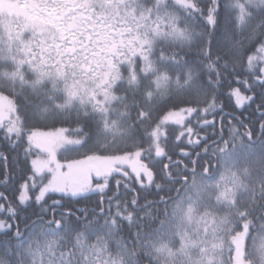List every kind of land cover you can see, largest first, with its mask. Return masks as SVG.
Segmentation results:
<instances>
[{
	"label": "snow or ice",
	"instance_id": "1",
	"mask_svg": "<svg viewBox=\"0 0 264 264\" xmlns=\"http://www.w3.org/2000/svg\"><path fill=\"white\" fill-rule=\"evenodd\" d=\"M38 12L69 47H83L86 29L98 26L86 0H52L51 7ZM146 13L137 50L147 60L154 42L165 45L160 48L161 67L149 61L144 69L156 74L157 94L153 99L149 93L153 110L171 116L161 135L144 133L132 151L102 147L79 124L42 131L32 126L27 111L0 98V264H137L121 235L123 224L136 228L132 240L142 239L140 225L152 218L157 204L148 195L155 190L164 203L159 194L167 184L203 162L212 137L201 133L216 129L217 115L221 128L215 135L222 137L223 121L231 117L235 123L228 132L234 141L240 136L264 147V0H154ZM166 67L174 69L177 91L171 93ZM6 77L14 85L17 73ZM193 94L203 97V104L186 98ZM222 100L233 102V110L226 111ZM253 105L247 123L236 115V109L243 116ZM139 115L144 118L143 109ZM21 150L29 174L17 181L12 167L19 163ZM201 167L208 171L203 163ZM93 202L94 208L77 207ZM191 213L189 206V220ZM247 218L248 213H241L244 223L238 227L247 230ZM61 242L68 247L57 252ZM109 243L119 251L105 258ZM235 243L238 247L239 241ZM259 250L264 259V241Z\"/></svg>",
	"mask_w": 264,
	"mask_h": 264
},
{
	"label": "trees",
	"instance_id": "2",
	"mask_svg": "<svg viewBox=\"0 0 264 264\" xmlns=\"http://www.w3.org/2000/svg\"><path fill=\"white\" fill-rule=\"evenodd\" d=\"M127 2L128 5H124L119 1L105 0L103 6L107 8V16L110 17L108 20L119 23L121 18L125 21V18L118 16V13L127 6L136 10L138 14L146 15V10L152 8L154 0ZM23 36L26 44L31 41L34 44L38 43L37 37L34 38L31 34ZM162 47L165 45L154 42L152 54L147 60L138 56L132 63L119 64L117 70L120 79L112 85L110 101L96 103L84 97L71 100L68 88L72 71L67 72L64 68L63 72L67 76L56 74L57 66L37 71L38 64L32 59L34 51L28 53L26 57L21 54L25 47H15L14 51L9 53L8 50L11 48L9 37L0 24V95L7 97L11 103L20 108L21 112L27 111L32 126L36 128L52 130L60 127L70 128L79 124L85 127L102 147L132 151L141 143L144 133L155 131L157 135H161L165 130V123L171 119L170 115L161 116L159 110H153L149 93L153 94V99L157 94L156 74L144 71L149 61L158 69L161 67L160 48ZM21 60L26 64H21ZM165 70L170 74V93L177 91L174 69L166 67ZM13 72L17 73V77L14 85H10L6 74ZM234 86L240 87L242 92L245 91L239 84ZM9 88L10 91H3ZM186 98L193 104H203L204 100L203 97L195 94ZM99 100H103V97L100 96ZM222 102L228 105L226 111L233 110V102L228 100ZM254 107L253 105L252 108L244 111L243 116H241L242 110L236 109V115L247 123ZM142 109L143 119L139 115ZM208 119L212 120L213 116L209 115ZM215 119L216 129H207L206 132L201 133L212 137L208 141V152L203 162L190 166L183 176L167 184L165 192L159 194L165 197L164 203L158 201L155 190L148 195V199L157 201V204L152 209V218L140 225L142 239L132 240L130 233L134 234L136 228L126 222L123 224L121 235L128 239L129 247L135 252L137 264H191L192 258L201 260L203 264H264L259 250L264 241V147L259 141L250 143L240 136L234 141L228 132L230 124L235 123L231 117L223 121L222 137L215 135L214 132L221 128L220 117L217 115ZM168 131L175 132V129L169 126ZM3 144L0 133V146ZM196 151L201 152V149ZM24 161L25 157L21 150L19 163L12 167L17 181H21L29 174V166ZM201 163L208 169L207 172L203 171ZM17 187L18 184L13 185L12 190L15 195H18L15 191ZM222 192L225 193L224 196H221ZM128 195L131 196L132 193L129 192ZM141 199L143 200V197ZM184 203L188 207L190 205L196 208L197 218H203L201 223L197 220H193L190 225L186 223L182 206ZM77 207L94 208L95 203L80 204ZM206 213L208 215H205ZM241 213H248L247 230L238 227L244 223L240 219ZM140 215L143 218L144 214ZM100 223H103V219ZM21 227L23 228V225ZM186 233L197 242L189 253L180 251L181 245L186 243L183 239ZM203 235L207 237L204 242ZM237 240L238 247L235 243ZM89 242L94 243V236ZM162 243H168L175 255L160 257L155 248ZM3 244L4 236L0 234V247ZM66 247L68 245L61 242L56 251L59 252ZM118 251L109 243L105 258L108 255L115 256Z\"/></svg>",
	"mask_w": 264,
	"mask_h": 264
},
{
	"label": "rangeland",
	"instance_id": "3",
	"mask_svg": "<svg viewBox=\"0 0 264 264\" xmlns=\"http://www.w3.org/2000/svg\"><path fill=\"white\" fill-rule=\"evenodd\" d=\"M105 2V0H103ZM128 5V0H114ZM90 11L97 21V27L86 29L88 35L84 37L87 43L83 47L79 43L69 47L60 39L61 33L51 23L46 22L38 12L43 7H51L52 0H0V24L9 37V53L15 47H25L21 54L24 57L34 51L33 61L40 70L44 71L54 66L58 67L56 74L64 76L63 69L70 74L68 93L71 100L84 97L96 103H105L111 100V88L120 79L117 68L119 64L132 63L138 56L144 58L145 53L138 51L136 38H143L145 31L142 26L141 16L129 6L123 7L118 16L125 18L120 22L108 20L107 8L104 2L86 0ZM131 18L128 19L127 17ZM105 26H99L100 24ZM31 34L37 37L38 43L30 42L26 44L23 35ZM21 64H26L24 60ZM43 68V69H42ZM65 76H67L65 74ZM102 96L103 100H99ZM0 98L9 99L3 95ZM10 102V101H9ZM50 131V130H42ZM183 213L189 208L182 204ZM190 206V205H189ZM196 216L198 213L196 212ZM201 223L203 218L196 219ZM203 235V242L206 240ZM163 249V251H156ZM168 243H162L155 248V251L162 258L169 256Z\"/></svg>",
	"mask_w": 264,
	"mask_h": 264
},
{
	"label": "clouds",
	"instance_id": "4",
	"mask_svg": "<svg viewBox=\"0 0 264 264\" xmlns=\"http://www.w3.org/2000/svg\"><path fill=\"white\" fill-rule=\"evenodd\" d=\"M191 207H192L191 219L189 220L185 216V221L189 225L191 224V222L193 220L197 219V216H196L197 210L195 207H193V206H191ZM185 213H187V210L185 211ZM183 239L186 241V243L181 245L180 251L184 252V253H189L191 251V249L196 246L197 242L192 240L190 234H187V233L185 234ZM169 255H175V252L169 250ZM191 264H203V262L201 260H197L195 258H192Z\"/></svg>",
	"mask_w": 264,
	"mask_h": 264
}]
</instances>
